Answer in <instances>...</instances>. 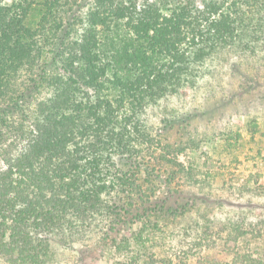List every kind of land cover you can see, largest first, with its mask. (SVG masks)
<instances>
[{
    "label": "trees",
    "instance_id": "1",
    "mask_svg": "<svg viewBox=\"0 0 264 264\" xmlns=\"http://www.w3.org/2000/svg\"><path fill=\"white\" fill-rule=\"evenodd\" d=\"M48 1L46 17L59 4ZM225 2L94 0L75 36L74 18L53 16L34 29L23 23L32 3L0 1V129L17 123L14 114L23 110L36 87L56 86L27 153L11 156L0 167V255L8 264H38L52 253V233L72 229L77 235L97 215H114L116 205L110 207L102 195L116 200V188L124 192V186L132 180L137 186V181L135 174L132 179L117 171L108 184L106 167L114 161L102 159V152L117 149L122 158L134 157L139 168L137 158L142 157L135 158L132 147L141 110L198 83L205 60L243 36L247 19L236 15L264 9L263 0H232L223 10ZM250 15L251 23L255 17ZM103 45L111 50L109 58L100 54ZM36 67L33 87L11 93V76ZM59 70L65 73L62 80ZM17 132L25 134L23 127ZM97 206L104 210L90 217ZM113 241L116 250L133 246L131 264H139L135 255L147 249L143 242Z\"/></svg>",
    "mask_w": 264,
    "mask_h": 264
},
{
    "label": "rangeland",
    "instance_id": "2",
    "mask_svg": "<svg viewBox=\"0 0 264 264\" xmlns=\"http://www.w3.org/2000/svg\"><path fill=\"white\" fill-rule=\"evenodd\" d=\"M0 1L21 4V0ZM25 1L32 3L23 18L25 25L35 29L53 16L71 17L75 36L94 3L59 0L53 15L46 17L50 1ZM231 1L226 0L223 10ZM258 11L241 10L236 15L247 19L243 36L205 60L198 83L141 110L132 147L135 158L142 157L137 158L139 168L134 157L122 158L117 149L102 152V159L114 161V166L106 167L108 184L120 171L132 179L135 174L137 186L132 180L124 192L116 188V200L102 195L110 207L116 205L113 216H98L104 208L97 206L89 214L97 215L90 228H80L77 235L72 229L52 233V253L38 264H131L133 246L116 250L113 239L143 242L147 249L135 255L139 264H264V9ZM250 14L255 17L253 25ZM100 51L109 58L111 50L105 45ZM38 70L11 76V93L33 87ZM59 72L62 80L65 73ZM55 89V84L36 87L23 110L14 114L17 123L0 129L1 168L11 156L27 153ZM90 94L95 100V92ZM21 127L24 135L17 132ZM247 255L252 258L247 260ZM0 264H8L1 255Z\"/></svg>",
    "mask_w": 264,
    "mask_h": 264
}]
</instances>
